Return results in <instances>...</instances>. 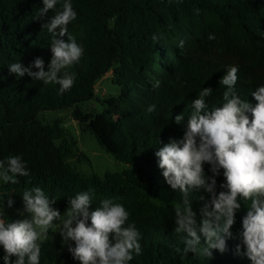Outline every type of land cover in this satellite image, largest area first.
<instances>
[{"label": "trees", "instance_id": "obj_1", "mask_svg": "<svg viewBox=\"0 0 264 264\" xmlns=\"http://www.w3.org/2000/svg\"><path fill=\"white\" fill-rule=\"evenodd\" d=\"M71 2L77 18L68 25V33L83 46L84 55L67 69L76 73L73 87L60 94L58 84L45 85L9 72L10 64L28 66L37 57L47 70L52 37L42 25L60 10V4L35 18L42 0H0V160L20 156L30 172L28 177H18L16 185L0 181L5 221L17 220L13 210L23 205L25 188L41 187L57 200L53 207L60 212L68 207L69 197L92 189V210L103 199L121 203L130 213L128 222L135 223L142 234V254L134 255L129 264H251L235 254L236 239L226 241L224 253L213 250L212 259L182 253L183 234L174 232V204L181 200V193L164 180L155 152L183 137L192 100L202 88L212 89L206 100L209 109L222 104L224 87L219 81L230 66L239 69L236 93L255 104L251 92L264 85V0ZM210 34L214 40L208 39ZM107 72L118 87L117 94L98 99L101 111L83 108L95 97V82ZM151 105L156 109L149 113ZM45 110H69L81 131L89 132L127 167L101 177L77 171L70 162L78 154L77 141L61 119L41 120ZM182 112L185 119L177 125L174 118ZM209 168L204 165L211 176ZM216 179L219 192L222 169ZM192 195L193 210L199 214L203 204L199 197L209 195L203 190ZM9 198L12 207L7 205ZM245 214L242 206L231 229L234 236ZM3 256L0 246V264H4ZM40 264L79 261L67 247L46 240Z\"/></svg>", "mask_w": 264, "mask_h": 264}, {"label": "clouds", "instance_id": "obj_2", "mask_svg": "<svg viewBox=\"0 0 264 264\" xmlns=\"http://www.w3.org/2000/svg\"><path fill=\"white\" fill-rule=\"evenodd\" d=\"M42 3L35 18L46 16L60 4V10L42 25L52 37L47 70L44 60L37 57L28 66L20 62L10 64L9 72L17 77L27 75L45 85L58 84L59 93L63 94L73 87L76 76L67 69L78 64L84 55L83 46L68 33V25L76 20L77 12L71 0ZM208 39L214 40L215 36L210 34ZM238 71L237 66H230L221 77L219 83L224 91L219 107L209 109L206 100L212 89L202 88L192 100L183 137L164 144L155 156L166 183L181 193V200L174 204V232L183 234L184 255L192 253L212 259L213 250L224 253L226 241L236 239V255L246 257L251 264H264V85L251 92L255 104L242 100L235 90ZM154 86L158 87L159 82ZM155 109L156 105H151L147 111ZM184 119L182 112L174 121L179 125ZM205 164L210 165L211 176L206 175ZM221 169L224 182L219 188L223 190L217 192L216 177ZM29 175L20 156L0 160L3 184L16 185L18 177ZM199 190L209 198L199 197L203 204L197 214L192 194ZM93 196L92 189L77 192L68 198V207L61 215L53 207L57 200L46 195L41 187L25 188L23 209L18 211L28 218L6 222L0 211L4 264H40L41 245L48 239L49 231L56 228L62 245L67 246L79 264H129L134 255L140 256L142 234L135 223L128 222L129 211L112 199L101 200L92 210ZM7 205L12 207L11 198ZM242 206L246 214L241 230L234 236L231 229ZM177 252L181 249L177 248ZM12 257H16L15 261Z\"/></svg>", "mask_w": 264, "mask_h": 264}, {"label": "rangeland", "instance_id": "obj_3", "mask_svg": "<svg viewBox=\"0 0 264 264\" xmlns=\"http://www.w3.org/2000/svg\"><path fill=\"white\" fill-rule=\"evenodd\" d=\"M117 92L118 87L111 82V73L107 72L95 82L94 99L85 102L82 107L91 111H101L103 104L98 99H102L108 95H116ZM39 116L45 122L61 119L71 136L77 141L78 154L76 157L70 159L71 164L77 171L85 175L95 174L101 177L107 171L120 172L127 167L126 164L116 160L111 154L107 153L89 132L81 131L78 123L71 118L69 110H45ZM22 209L23 205L13 210L17 219L28 218L26 213L21 214L18 211ZM66 209L61 211V215L64 214ZM56 223L59 225L60 222L57 221ZM58 231V228L50 230L47 240L56 241L62 247H67L66 245H62V237Z\"/></svg>", "mask_w": 264, "mask_h": 264}]
</instances>
